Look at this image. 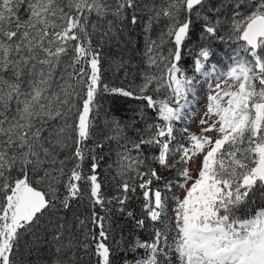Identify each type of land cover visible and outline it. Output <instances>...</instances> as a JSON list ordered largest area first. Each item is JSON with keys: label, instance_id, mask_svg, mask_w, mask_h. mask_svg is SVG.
I'll return each instance as SVG.
<instances>
[{"label": "snow or ice", "instance_id": "1", "mask_svg": "<svg viewBox=\"0 0 264 264\" xmlns=\"http://www.w3.org/2000/svg\"><path fill=\"white\" fill-rule=\"evenodd\" d=\"M0 264H264V0H0Z\"/></svg>", "mask_w": 264, "mask_h": 264}, {"label": "trees", "instance_id": "2", "mask_svg": "<svg viewBox=\"0 0 264 264\" xmlns=\"http://www.w3.org/2000/svg\"><path fill=\"white\" fill-rule=\"evenodd\" d=\"M223 34V33H222ZM243 55V53H241ZM136 63L137 61H133ZM108 62L105 61V67L107 68ZM141 68L143 65L140 66ZM132 76H136L137 82H139V76L136 70H132ZM132 77H128L125 79L123 77V73H119L117 75H113L111 72L107 73L106 82H109L114 85H121V84H128L131 83ZM102 103L104 104L105 110L108 112V117L120 119L122 122L124 119L130 117L133 115V112L130 109L136 108L137 105H139L140 101H134L129 98H113V97H104L102 99ZM104 115L101 113L100 116V124L101 126L104 123ZM151 122V121H149ZM143 127V125H141ZM105 154L107 155V149H105ZM113 159L115 157L113 156ZM103 163V162H102ZM106 170V165L104 168L101 169V171ZM129 209L132 210L137 218H143V197L142 195H139V197H133V199L129 202ZM115 224L122 226L123 229V235L125 237H129L130 235L132 237L139 236L141 239H150V233L152 232L151 226L146 229H136L134 232L130 233V227L133 225L130 221L126 220L123 217L117 216L115 218ZM151 224V222H149ZM114 235L116 239H120L121 235V227H115L114 225ZM112 243V241H110ZM140 254L143 255V250H140Z\"/></svg>", "mask_w": 264, "mask_h": 264}, {"label": "rangeland", "instance_id": "3", "mask_svg": "<svg viewBox=\"0 0 264 264\" xmlns=\"http://www.w3.org/2000/svg\"><path fill=\"white\" fill-rule=\"evenodd\" d=\"M235 48H236V45L233 44V43H231L230 41H225L224 43H221L220 44V51L218 52V56L222 60L223 65L225 67L229 63L230 58L233 56V53H234V49ZM198 99H199V103L196 106V118H195V120L189 121L185 125H183V127L184 126H187L190 129V131H192V132H198V120H199V116L202 113V111L204 109V105H205V97L203 95H201ZM198 166H199V159H197L196 164L192 166V174H193V176H195L197 174L196 169L198 168ZM162 175H164L167 178V177H170V176L174 175V173H169L167 171H164L162 173ZM157 183L159 184V186L161 188H163L164 181H160V182H157ZM174 192H175V195H178V196L179 195H182V190L179 189V187H177L176 185H174ZM168 198H169V204L174 206L175 200L172 199V193H169L168 194ZM168 215L169 216L172 215L171 210H169ZM166 223H167V221H166ZM171 227H174V225H170V228Z\"/></svg>", "mask_w": 264, "mask_h": 264}]
</instances>
